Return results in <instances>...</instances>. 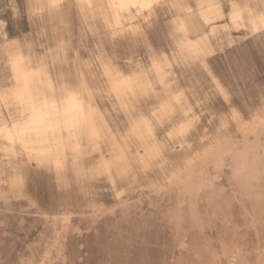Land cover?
I'll use <instances>...</instances> for the list:
<instances>
[{"label":"rangeland","instance_id":"rangeland-1","mask_svg":"<svg viewBox=\"0 0 264 264\" xmlns=\"http://www.w3.org/2000/svg\"><path fill=\"white\" fill-rule=\"evenodd\" d=\"M199 1L133 8L115 33L100 1L86 19L80 0H0V127L25 115L7 96L8 48L69 83L82 71L97 107L96 134L62 169L0 132V264H264V27L238 28L225 3L205 71L183 47L189 33L176 34ZM106 67L139 86L112 98ZM165 104L175 123L156 155L132 113Z\"/></svg>","mask_w":264,"mask_h":264},{"label":"bare ground","instance_id":"bare-ground-1","mask_svg":"<svg viewBox=\"0 0 264 264\" xmlns=\"http://www.w3.org/2000/svg\"><path fill=\"white\" fill-rule=\"evenodd\" d=\"M64 1L65 0H38V8L43 10L45 7H49L50 10V7L59 6ZM98 1L105 4L103 12L106 17H109V24L114 29L115 33L124 31L125 12L135 8L144 14H151L156 6L163 5L166 2V0H80L86 19L91 18V7ZM254 1L256 4H259V9L255 12L248 13L245 9L243 3L244 1L242 0H201L197 4L199 11L192 14V17L196 21L195 25L193 27H189L180 16L177 18L176 34H179V32L189 33L190 38L186 39L183 45L189 53H195L200 48L201 44L208 45L212 43L213 39L216 37V33L213 29H211L212 27H210V24L214 19L223 17L225 3L226 6L229 7V16L232 22L238 28H250L253 30L263 28L264 0ZM7 50L6 54L8 56L7 59L9 62L10 77L12 79V85L8 88L9 91L7 96H9L8 98H13V100L15 99L21 106L22 112L26 113L27 103L35 97L43 96L46 93V90L50 87H55L56 78L52 75L42 58L38 59L32 54L24 53L20 48H16L12 51L8 48ZM117 76L121 78L118 83L115 82ZM83 78H86L85 74L82 71H78L75 75L76 82L81 83L80 81ZM61 80L65 84H71L64 78H61ZM112 80L113 82L111 84L110 91L108 92L109 96L112 98H126V95L133 93L134 89L139 86L138 77L132 73H116L113 75ZM82 85L83 91L78 92L72 90L69 95L59 98L63 99L65 102L71 103V96L75 95L78 98V102L82 107L83 112L81 113L76 126L72 129L71 136H69L67 130H65L62 134L58 133V150L55 142L48 143L45 138H42L39 134L35 133L29 134L26 138H23L24 143L21 144L22 137L20 135V130L24 121L16 122L13 125L4 124L0 127V132L12 144L21 145L22 147L31 150L33 155L35 154L34 158L40 163L52 161L57 169L64 168V155H67L68 152L76 153V151L80 150L83 145L82 142L85 138L90 139L91 136L96 134L95 113L97 112V107L95 106L96 104L93 100L88 96L87 85ZM1 93L0 98L5 99V96ZM181 95L182 93L176 95L175 98H181ZM5 108H7V106ZM105 122L110 128L107 120ZM106 151L107 153H105L102 149V155L103 158L108 161L111 157H113V152L108 146H106ZM105 168L107 167L105 166Z\"/></svg>","mask_w":264,"mask_h":264},{"label":"snow or ice","instance_id":"snow-or-ice-1","mask_svg":"<svg viewBox=\"0 0 264 264\" xmlns=\"http://www.w3.org/2000/svg\"><path fill=\"white\" fill-rule=\"evenodd\" d=\"M30 7H32L31 4L23 5L22 10ZM210 55L211 51L206 44H201L200 48L194 53V58L205 71H207V66L203 62ZM114 73L115 69L106 67L101 75H107L111 78ZM120 79L117 76L115 82H120ZM72 90L83 91V85L76 81L65 84L59 77H56L55 87H50L43 96L35 97L27 103V111L23 117L24 123L21 125L20 130L21 144L24 143L23 138L35 133L45 138L48 143L55 142L57 150L59 149L58 133L62 134L67 130L69 136H71L72 129L76 126L83 112L75 95L71 96V103L59 99L69 95ZM132 115L137 117L135 123L139 131L152 143L153 153L158 155L164 150L171 135L169 129L175 123V118L171 115L168 106L165 104L157 107L156 113L149 110V119H144L139 112H133ZM157 137H159V141H157Z\"/></svg>","mask_w":264,"mask_h":264}]
</instances>
